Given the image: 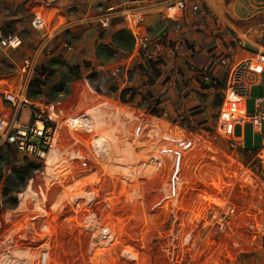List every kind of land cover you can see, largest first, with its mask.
<instances>
[{"label": "rangeland", "instance_id": "rangeland-1", "mask_svg": "<svg viewBox=\"0 0 264 264\" xmlns=\"http://www.w3.org/2000/svg\"><path fill=\"white\" fill-rule=\"evenodd\" d=\"M28 1L21 0L25 4ZM40 1L35 2L38 5ZM8 4L11 7L4 12L16 14L17 9L9 0ZM91 12L90 16L97 15L98 7ZM118 21H111V25ZM20 35L25 41L30 38L27 32ZM56 41L47 45L38 66L44 56L51 54ZM40 42L38 35L36 46ZM0 53L9 59L10 51ZM10 67L5 65L3 73L12 74ZM198 71L194 78L196 86L201 76L197 75ZM89 73L80 80L68 81L62 94L49 99L60 110L65 106L66 111L62 110L54 122L57 135L45 161L24 158L14 150H8L7 155L5 149L0 152L1 184L8 177L11 193L7 197L0 194V236L10 228L11 224L5 223L6 216L18 207L22 197L51 188V197L44 206L50 214L46 218H43L45 212L40 216L47 220L43 223L46 234H55L56 224L66 223L52 213L58 207L55 193L75 208L79 206L80 212L91 214L88 221L71 220L68 222L71 228H60L63 236L56 238L55 245L66 246L61 250L66 257L61 264H117V261L134 264L137 260L140 264H194L205 256L212 243L210 239L215 236L208 212L226 203L233 209L221 226L222 236L229 240L227 244L233 246L235 242L245 252L249 250L241 247L242 240L251 237L260 242L262 237L264 248V235L257 230L260 226L254 222L255 212L251 207L262 205L251 199L245 181L254 175L263 179L264 165L261 166L256 156L249 157L226 134L229 122L218 120L225 99L219 108H213L210 93H204V100L189 105L187 113H170L164 109L166 115L155 118L130 106L121 109V104L111 95L101 97L97 88L107 89L110 85L98 78L90 80ZM82 79L88 85L85 88ZM90 89L97 94L88 95ZM148 89L144 86L142 92ZM45 99L40 100L47 102ZM74 100L77 104L70 102ZM177 115L188 116L192 129L178 125ZM8 159L10 164L4 162ZM22 166L29 167V171L21 180L10 169ZM255 193L264 195L258 188ZM34 241L29 238L27 242ZM45 242L49 245L51 240ZM40 243L44 244L43 239ZM230 250L223 256L231 262L235 252Z\"/></svg>", "mask_w": 264, "mask_h": 264}, {"label": "crops", "instance_id": "crops-1", "mask_svg": "<svg viewBox=\"0 0 264 264\" xmlns=\"http://www.w3.org/2000/svg\"><path fill=\"white\" fill-rule=\"evenodd\" d=\"M9 1L17 12L16 14L4 12L11 6L8 0H0V33L17 35L21 39V46L10 51L9 59L0 53V117L3 118L8 116L10 108L2 99V90L10 86L15 75L14 65L16 66L18 59L32 50L38 41L37 33L30 27L33 18L40 16L53 27L66 21L87 18L92 15L93 8L98 7L99 11L108 4L121 2V0H55V3L49 4L48 0H41L43 8H40V4L37 5L35 2L37 0H30L26 4L21 0ZM165 1L126 0L127 6L134 2L141 4L140 12L127 20H119L106 29L88 22L71 25L68 29L62 28L56 43H53L51 54L44 56L39 63L36 76L42 80L47 79L41 86V94L37 99L46 98L47 103L55 107V117L58 120V116L62 110L66 111V108L64 106L62 110L58 109V104L49 99H56L62 94L67 88L68 81L80 80L84 74L90 72L88 75L90 80L98 78L102 83L104 81L109 83V88L115 89L110 95L121 104L119 105L121 109L128 106L137 109L133 104H122L117 96L121 90L132 87L140 94H145L142 89L144 86L147 88L144 83L148 80L149 70L142 52L136 48L125 52L111 46V36L119 30L129 32L133 38L137 34L148 38L149 41L162 44L161 49L151 48L152 60L157 62L161 77L152 86H148V91L154 98L165 101L162 108L169 110L170 113H187L189 105L194 106L200 101L197 92L209 93L200 90L194 78L196 71L206 67L211 58L226 57L230 66L249 61V69L245 76L246 93L240 99L232 97L229 101H224L218 120L229 122L226 134L230 139L239 141L244 146L243 152L253 159L260 148L261 135L264 134V120L255 119L257 115L264 113V0H185L188 5L197 4L200 8L198 13H193L189 9L181 12L169 11L165 7ZM22 32H27L30 38L25 41L20 35ZM104 49L110 51L108 58L101 54ZM5 65L11 66L12 74L3 73L6 72ZM75 66L79 69L78 73L81 76L79 79L70 74L69 68ZM82 80V87L85 88L88 85L85 79ZM109 88L99 87V91L95 90L101 97L110 98V95L105 94ZM73 92L74 85L71 94ZM87 94L91 96L97 93L90 89V93L88 91ZM76 101L70 102L77 104ZM68 105L70 104L66 103V106ZM24 116L26 117V113ZM55 130L57 135L56 127ZM262 173L263 179L254 175L252 178L248 176L249 180H245L249 193L253 196L251 199L260 204L261 198L255 190L258 188L264 192V167ZM50 190L51 188H46L41 194L32 193L28 198L22 197L20 205L12 210V214L6 216L8 219L5 223L11 226L0 236V248L3 250L0 264H57L59 261L61 264L62 259L66 258L61 251L66 248L65 243L60 248L55 245V242H58L56 238L63 236L60 228L65 230L71 228V224L68 223L71 220L75 222L82 220V223L88 221L91 214L87 211L80 212L79 206L75 208L69 200L55 193L54 200L58 207L56 211L52 210V213H55L57 220L66 223L56 224L55 234H46L43 223L47 220L40 219V216L44 212L43 218L50 214L44 208L46 201L51 197ZM8 193L10 196L11 193ZM251 207L255 212L254 222L261 227L257 230L264 235V208L259 205ZM28 210L29 213H25ZM29 238L38 242H27ZM261 238L255 255L251 257L237 255L233 264H264ZM40 239H43L44 244L40 243ZM47 239L51 240L49 245H45ZM138 261L135 263L140 264ZM116 263L124 264L120 261Z\"/></svg>", "mask_w": 264, "mask_h": 264}, {"label": "built area", "instance_id": "built-area-1", "mask_svg": "<svg viewBox=\"0 0 264 264\" xmlns=\"http://www.w3.org/2000/svg\"><path fill=\"white\" fill-rule=\"evenodd\" d=\"M49 4L55 0H48ZM165 7L172 12H181L189 9L193 13L200 12L197 4L188 5L185 0H166ZM141 4L134 2L127 6L126 0L120 4H108L98 11L97 15L76 21L64 22L57 26H51L49 21L37 16L30 21V27L41 39V42L32 52L23 56L16 64L14 77L9 87L2 90V99L10 108L6 117H0V149L12 148L14 152L22 157L31 158L37 161H45L55 138V107L40 99H33L29 95V85L35 76L38 62L42 57L47 45L52 43L60 34L62 28L68 29L71 25H79L84 22L96 24L101 29L109 28L113 20H127L140 12ZM134 48L142 52L143 57L148 60L153 58L151 48L161 49L162 44L157 41H149L144 36L136 34L134 37ZM21 46V39L12 33H0V51H14ZM173 52V49L170 48ZM249 69V61H242L230 66L226 57L217 56L211 58L206 67L202 69V78L205 83L224 82L221 89L222 99L230 100L242 98L246 93L245 76ZM219 72V73H218ZM222 74V78H219ZM26 119L23 120V114ZM255 119L263 121L264 113H260ZM261 145L255 154L260 164H264V134L261 135ZM238 145L244 148L239 141ZM261 165V166H262ZM20 203H18V206ZM232 205L224 204L221 208H215L208 212V220L213 226L221 227L232 214ZM8 219V217H6ZM3 250L0 248V262Z\"/></svg>", "mask_w": 264, "mask_h": 264}, {"label": "trees", "instance_id": "trees-1", "mask_svg": "<svg viewBox=\"0 0 264 264\" xmlns=\"http://www.w3.org/2000/svg\"><path fill=\"white\" fill-rule=\"evenodd\" d=\"M6 34V33H5ZM135 45V41L134 38L132 37V35L129 32H126L124 30H119L116 31L112 34L111 36V46L117 50H122L125 52H130ZM102 56L104 58H108V55L110 54V51L107 49L102 50ZM87 67V66H86ZM146 67L149 70V76H148V80L147 82L144 83V85L146 86H152L160 77H161V71L160 68L157 64L156 61H153L152 59H148L146 60ZM143 69V68H142ZM70 70V74L75 78V79H79L81 78V76L79 75V69L78 66L75 67H71L69 68ZM38 71V68L36 70V73ZM201 70L198 71V74H201V76H198V85L200 90L202 91H207L210 93V96L212 98V107L213 108H219L222 102V94H221V89L224 86V82L219 81L216 83H205L203 78H202V72H200ZM33 77L32 81L30 82L29 85V95L33 98V99H37V97L41 94V86H43L45 84V81L47 78H45L44 80H42L40 77L36 76ZM94 77V75L92 76ZM97 91H99V88H97ZM115 91L114 88L110 87L109 90H107L105 92L106 95H110V93L112 94ZM197 96L200 98V101L202 102V100H204V95L197 92ZM35 97V98H34ZM137 97H139V99H137ZM118 100L122 103V104H133L136 106L137 109L143 111L144 113L148 114L151 117H155V118H162L165 114L163 108H162V104H163V100L159 99V98H154L150 91H146L145 94H140L136 88H125L123 90H121L117 96ZM198 113V112H196ZM191 114V113H189ZM166 115V114H165ZM179 116L180 122L178 123V125L183 126V127H187L188 129H192V127L189 126L188 123V116L185 115H177ZM171 123H176V120L170 119ZM188 124V125H186ZM8 150H13L12 148H5V153L6 155L9 154ZM4 151V149H0V152L2 153ZM25 158V157H24ZM4 162H6V164H10V160H4ZM28 168L26 166H22L20 168H14L11 167L10 172H13V176L18 178V179H23V174L24 173H28ZM9 175V172H8ZM2 181V174L0 172V194L3 196H8V188H9V183H10V179L7 177L5 182L1 184ZM258 197L261 198V207L264 208V195L260 196L258 194ZM10 201H12V199H10ZM228 220V219H227ZM2 226L1 222H0V227ZM213 231V236H217V238L214 236V238H211L210 240L212 241V243H210L209 245V250L204 252V257L201 258V260H198L197 262H194V264H231V262L234 263L235 261V257L237 255H242L244 257L246 256H253L255 255V249L258 248V244L259 242L256 241V239H252L251 237L249 239H245L242 240L241 244L244 249H248L249 251H245L242 252L238 245H236V243H233V246H230L227 244V242L229 240H227V237L222 236V233L224 232V229H222V227H214L212 229ZM236 234V233H235ZM226 236V235H225ZM263 240V239H262ZM216 244H223L224 246L221 247L216 246ZM257 242V243H256ZM263 245V244H262ZM227 246H230V249H233V252H235V254L233 255V257H231V262L228 260L229 258H225L223 255L232 252L230 249H228ZM256 246V248H255ZM222 248L221 250H219L218 248ZM263 247V246H262ZM237 253H236V250ZM246 253V254H245ZM246 255V256H245Z\"/></svg>", "mask_w": 264, "mask_h": 264}, {"label": "bare ground", "instance_id": "bare-ground-1", "mask_svg": "<svg viewBox=\"0 0 264 264\" xmlns=\"http://www.w3.org/2000/svg\"><path fill=\"white\" fill-rule=\"evenodd\" d=\"M239 113V112H238ZM135 264V263H134Z\"/></svg>", "mask_w": 264, "mask_h": 264}]
</instances>
